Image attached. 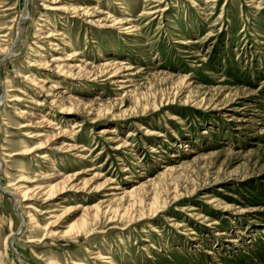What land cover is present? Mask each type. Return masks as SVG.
I'll use <instances>...</instances> for the list:
<instances>
[{"label":"rangeland","instance_id":"1","mask_svg":"<svg viewBox=\"0 0 264 264\" xmlns=\"http://www.w3.org/2000/svg\"><path fill=\"white\" fill-rule=\"evenodd\" d=\"M0 264H264V0H0Z\"/></svg>","mask_w":264,"mask_h":264},{"label":"bare ground","instance_id":"2","mask_svg":"<svg viewBox=\"0 0 264 264\" xmlns=\"http://www.w3.org/2000/svg\"><path fill=\"white\" fill-rule=\"evenodd\" d=\"M24 16H27L26 14H24ZM74 56V55H73ZM52 61H54V60H52ZM60 61V60H59ZM116 194H119V192H116ZM72 211V210H71Z\"/></svg>","mask_w":264,"mask_h":264}]
</instances>
